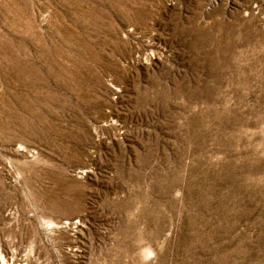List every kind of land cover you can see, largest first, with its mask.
<instances>
[{"label": "rangeland", "instance_id": "obj_1", "mask_svg": "<svg viewBox=\"0 0 264 264\" xmlns=\"http://www.w3.org/2000/svg\"><path fill=\"white\" fill-rule=\"evenodd\" d=\"M0 264H264V0H0Z\"/></svg>", "mask_w": 264, "mask_h": 264}]
</instances>
